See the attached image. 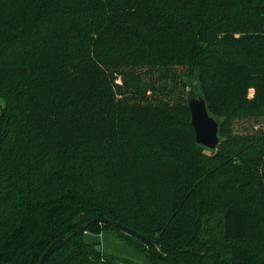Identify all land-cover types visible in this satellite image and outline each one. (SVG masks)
<instances>
[{"label":"trees","instance_id":"1","mask_svg":"<svg viewBox=\"0 0 264 264\" xmlns=\"http://www.w3.org/2000/svg\"><path fill=\"white\" fill-rule=\"evenodd\" d=\"M0 97V264H264V0H0Z\"/></svg>","mask_w":264,"mask_h":264},{"label":"rangeland","instance_id":"2","mask_svg":"<svg viewBox=\"0 0 264 264\" xmlns=\"http://www.w3.org/2000/svg\"><path fill=\"white\" fill-rule=\"evenodd\" d=\"M192 84L196 85L197 81L192 78ZM252 95V90H250ZM199 97V96H196ZM4 106V101L0 97V108ZM234 131L239 134L251 133L258 129L264 130V117L258 119H239L234 122ZM215 149L204 147L203 152L212 154ZM90 239L98 242L103 254L118 258L127 264H144L145 258L136 247V244L125 236L116 232H103L99 235L90 236Z\"/></svg>","mask_w":264,"mask_h":264},{"label":"water","instance_id":"3","mask_svg":"<svg viewBox=\"0 0 264 264\" xmlns=\"http://www.w3.org/2000/svg\"><path fill=\"white\" fill-rule=\"evenodd\" d=\"M187 103L190 111V123L194 130L196 143L209 149H215L219 144L218 123L208 113L205 100L202 97H188ZM96 220L105 221L106 219L103 217H99ZM115 225L118 228L124 230L126 233L131 234L137 238L144 239L147 243L149 242L145 237H143L135 230L123 226L119 223H115ZM62 237L63 236L58 237L48 246L46 251L41 256L39 264L43 262L46 254L62 239Z\"/></svg>","mask_w":264,"mask_h":264}]
</instances>
